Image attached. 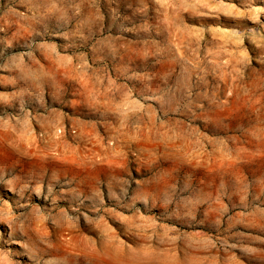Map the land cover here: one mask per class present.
Masks as SVG:
<instances>
[{"label": "rangeland", "instance_id": "1", "mask_svg": "<svg viewBox=\"0 0 264 264\" xmlns=\"http://www.w3.org/2000/svg\"><path fill=\"white\" fill-rule=\"evenodd\" d=\"M0 264H264V0H0Z\"/></svg>", "mask_w": 264, "mask_h": 264}]
</instances>
